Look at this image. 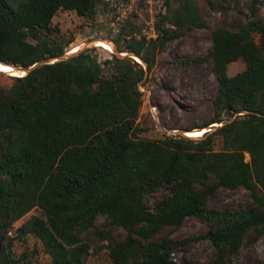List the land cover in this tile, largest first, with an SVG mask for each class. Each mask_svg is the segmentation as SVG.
<instances>
[{"label": "trees", "instance_id": "obj_1", "mask_svg": "<svg viewBox=\"0 0 264 264\" xmlns=\"http://www.w3.org/2000/svg\"><path fill=\"white\" fill-rule=\"evenodd\" d=\"M200 1L227 9L220 0H164L167 9L156 17L155 37L129 23L119 25L124 41L112 39L117 51L139 56L146 70L131 56L112 52L98 61L86 49L0 83V177L5 179L0 264H31L26 252L15 257L11 251L13 238L28 234L40 240L50 264H86L94 243H102L118 264L124 241L135 264H169L174 250L193 239H206L214 249L203 264H237L233 255L240 247L264 234V20L253 10L236 26L219 22L206 52L182 60L197 65L211 59L217 80L210 117L184 131L225 124L198 140L175 134L144 138L137 124L138 83L167 42L182 37L188 26H207ZM107 4L0 0V62L29 67L65 53L72 39L52 23L57 11L93 18L97 7ZM238 59L245 68L228 74ZM221 187L247 189L254 206L210 203ZM158 188H169L170 194L148 209L147 197ZM33 209L36 213L15 227ZM188 216L206 224V231L160 237Z\"/></svg>", "mask_w": 264, "mask_h": 264}, {"label": "rangeland", "instance_id": "obj_2", "mask_svg": "<svg viewBox=\"0 0 264 264\" xmlns=\"http://www.w3.org/2000/svg\"><path fill=\"white\" fill-rule=\"evenodd\" d=\"M108 4L99 5L93 18H82L72 10H58L52 19L66 35L71 36L72 41L66 46V52L70 53L75 48L94 39L110 40L119 38L120 43L124 41L123 34L119 32V25L130 24L134 30L144 34L146 37H155V20L159 13L167 9L164 0H106ZM221 5L227 6L223 10L215 3L199 2V8L204 16L207 26L196 28L188 26L186 33L177 39L167 42L157 52L156 64L141 82L138 83L142 93V103L139 108L137 124L142 130L141 136L150 139H161L164 135L186 136L185 132L198 131L184 129L192 124H201L206 121L213 109V98L216 94L217 80L213 74L211 59L200 63L191 64L183 62V58H194L206 52L211 46L210 31L219 22H225L229 26H236L246 22L253 15L264 20V0H258L253 4L252 0H220ZM166 26L171 27V22ZM128 29V27L126 26ZM256 37V35H255ZM101 40V39H100ZM101 42V41H98ZM103 43V42H102ZM111 50L94 43L88 49L98 61L111 57L114 52L113 44ZM123 55V53H120ZM245 68V64L238 59L228 66V74L234 75ZM11 75L0 71V83L11 82ZM220 124V123H219ZM218 124V125H219ZM211 126V125H210ZM207 131L211 128H205ZM177 131V132H175ZM204 131V132H205ZM190 137L198 140L203 137ZM218 143L216 148H220ZM245 160H249L245 154ZM5 181L0 177V183ZM170 194L169 188H158L148 195L146 206L152 209L160 199ZM210 203L220 206H229L239 209H248L254 206L249 191L243 187L236 189L219 188L209 199ZM36 213L31 210L26 216L15 223L18 227L29 215ZM97 221L101 223L103 217L99 216ZM206 224L194 216L186 217L180 226H167L160 237L169 235L174 238H182L190 235L204 233ZM122 233L121 239L126 240L127 234ZM12 233V232H11ZM12 233L11 235H13ZM126 250L121 256L118 264H135L130 254L129 242ZM5 244V243H4ZM12 254L17 257L26 252L31 264H50L49 256L43 251L42 244L32 234L15 236L11 245ZM213 247L206 239H193L183 243L172 254L169 264H203L213 254ZM237 264H264V234L248 245H242L233 255ZM86 264H113L109 258L108 249L102 243H94Z\"/></svg>", "mask_w": 264, "mask_h": 264}, {"label": "water", "instance_id": "obj_3", "mask_svg": "<svg viewBox=\"0 0 264 264\" xmlns=\"http://www.w3.org/2000/svg\"><path fill=\"white\" fill-rule=\"evenodd\" d=\"M101 40H104V39H102V38H100ZM100 39H94V40H92V41H88L87 43H85V44H83L81 47H79V49L78 50H76L75 52H72V53H68V52H65V53H63V54H61V55H58V56H54V57H49V58H45V59H42V60H39V61H37L35 64H33L32 66H29V67H22V66H13L14 68H16L17 69V71L20 73V74H25V73H27V72H29V71H31L33 68H35L36 66H38V65H41V64H47V63H53V62H56V61H61V60H67V59H69L70 57H72L73 55H76V54H78L79 52H82V51H84V50H86V49H88L89 47H90V45L91 44H95V40H100ZM106 42H110V43H112L113 44V49H114V51H115V54L118 56V57H123V56H126V55H128V56H131L132 58H134V60H136L137 62H139L142 66H143V68H144V70H146V64L144 63V61L139 57V56H137V55H135V54H131V53H123V55H120V53L117 51V47H116V44L113 42V41H110V40H105ZM96 59V58H95ZM6 64V63H5ZM9 65V64H8ZM243 113H246V111H242V112H240V113H237V114H243ZM237 114H235L231 119H229L227 122H229V121H231V120H233L235 117H236V115ZM226 122H224V123H220L219 125L218 124H212L211 126H208V128H211V129H208L207 131L208 132H211V131H213V130H215L217 127H219V126H222L223 124H225ZM204 128V127H203ZM203 128H200V129H203ZM207 128V127H206ZM175 132H177V131H175Z\"/></svg>", "mask_w": 264, "mask_h": 264}, {"label": "bare ground", "instance_id": "obj_4", "mask_svg": "<svg viewBox=\"0 0 264 264\" xmlns=\"http://www.w3.org/2000/svg\"><path fill=\"white\" fill-rule=\"evenodd\" d=\"M98 41H101V42H98ZM103 42V43H102ZM95 45L96 46H101V47H103V48H105V49H108V50H111V43L110 42H106V41H102V40H95ZM79 49V47H77V48H75L72 52H75L76 50H78ZM72 52H70V53H72ZM0 71H2V72H7V73H9V74H11V75H22V74H20L18 71H17V69L16 68H14L13 66H11V65H8V64H5V63H2V62H0ZM206 129L205 128H203V129H200V130H198V131H193V132H185L184 134L186 135V136H190V137H198V136H200L202 133H204V131H205ZM189 137V138H190Z\"/></svg>", "mask_w": 264, "mask_h": 264}]
</instances>
